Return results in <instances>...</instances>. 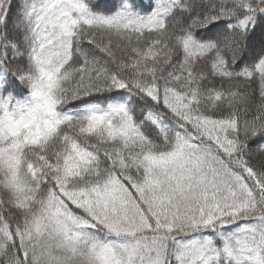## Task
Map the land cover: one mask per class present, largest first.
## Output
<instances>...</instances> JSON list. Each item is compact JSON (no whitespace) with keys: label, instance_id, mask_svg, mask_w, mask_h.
Returning a JSON list of instances; mask_svg holds the SVG:
<instances>
[{"label":"snow or ice","instance_id":"1","mask_svg":"<svg viewBox=\"0 0 264 264\" xmlns=\"http://www.w3.org/2000/svg\"><path fill=\"white\" fill-rule=\"evenodd\" d=\"M0 264H264V0H0Z\"/></svg>","mask_w":264,"mask_h":264}]
</instances>
